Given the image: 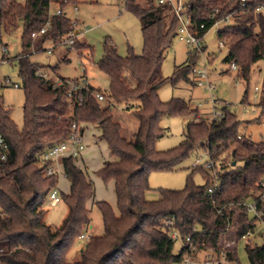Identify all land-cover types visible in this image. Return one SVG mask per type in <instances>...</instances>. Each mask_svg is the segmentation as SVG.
<instances>
[{
  "label": "trees",
  "instance_id": "obj_1",
  "mask_svg": "<svg viewBox=\"0 0 264 264\" xmlns=\"http://www.w3.org/2000/svg\"><path fill=\"white\" fill-rule=\"evenodd\" d=\"M78 2L0 0V38L17 29L20 21L23 25L18 61L25 93L21 129L0 95V134L8 143L7 149L0 148V264H169L202 250L209 251L218 264H226L223 259L240 264L241 239H245L250 264H264V230L258 229L255 218L242 205L245 200L264 199V139L256 141L241 135L242 120L229 105L208 123L197 116L198 109L188 101L172 98L164 102L159 96L167 80L162 72L165 52L178 33L177 14L158 0H125L126 9L143 19V52L137 54L130 47L122 56L111 41L105 40V53L98 66L109 76V91L90 83L87 88L74 90L70 99L68 81L78 82L79 78L59 76L62 83L56 85V80L39 73L44 71L43 66L32 62L30 54L35 40L32 33L46 23L41 43L57 45L74 29L65 9ZM261 4L264 0H184L191 24L202 40L218 20L234 16V22L223 25L216 34L228 49L224 62L231 66L235 63L237 77L247 85L254 66L263 63L259 118L264 115V12L255 11V7ZM52 5L62 13H51ZM74 47L81 50L80 54L86 48L93 55L92 46L78 39ZM205 49L202 42L199 48L189 50L187 60L175 66L172 80L196 76L198 53ZM52 69L58 73V65ZM248 89L242 104L248 103ZM97 92H102L104 99H98ZM116 106L136 118L133 136L124 133ZM186 115H194L195 120L187 124L184 139L173 148L159 150L157 141L166 134L162 117ZM73 123L83 133L89 126L94 127L97 139L107 142L110 158L97 173L104 183H114L117 211L109 202L96 198L95 184L78 157L63 156L61 173L70 181V188L68 192L60 191V195L68 213L61 224L54 226L44 219L45 204L58 187L61 173L46 175L54 161L42 156L70 135ZM202 147L207 159L214 161L221 184L213 196L208 189L214 183V172L198 164L192 166L183 189L161 188L160 198H147L151 172L174 170ZM195 170L202 172V184L194 181ZM95 204L101 211L104 231L86 238L80 258L71 261L68 253L81 235L92 229L91 206ZM174 232L183 243L178 253L174 252ZM225 234L236 240L225 244ZM192 245L194 250L190 252Z\"/></svg>",
  "mask_w": 264,
  "mask_h": 264
},
{
  "label": "rangeland",
  "instance_id": "obj_2",
  "mask_svg": "<svg viewBox=\"0 0 264 264\" xmlns=\"http://www.w3.org/2000/svg\"><path fill=\"white\" fill-rule=\"evenodd\" d=\"M24 2L25 0H10ZM77 6V8H75ZM57 9L52 5L51 12ZM66 14L74 21H78L80 30H84L78 37L80 43H87L93 48V55L88 49L70 47L69 44L60 42L54 45L52 52H48V47L53 46L50 42H42V36H37L33 41L30 60L43 66L44 71L49 77L57 80L59 76L69 79L86 77L90 83L104 92L109 91V76L100 70L98 62L105 53V40L111 41L122 56H126L129 48L133 47L137 54L143 52L144 40L142 35L143 19L128 11L125 7V0H79L77 4L69 5L65 9ZM264 12V11H263ZM222 21L213 25L203 36V44L206 46L204 51H199L195 69L198 74H190V80L183 77L172 80V75L176 65L184 63L188 58L189 46L185 41L175 38L172 46L166 50L165 58L162 64V72L167 80L159 89V96L162 101L168 102L172 98H180L189 102L192 108H197V116L203 117L208 123L214 119V115L222 112L225 105L235 110L238 117L242 120L239 127L241 135L250 136L254 140L264 139V115L261 114L259 103L260 89L263 83L262 62L254 66L250 82L247 83L237 77L236 70L232 68L230 62H224L223 58L227 54V47L220 44L217 36V30L225 24L233 23ZM23 25L19 22L17 29L10 33H3L0 38V80L4 82L0 86V95L3 96L4 105L10 109V116L21 129L23 127V104L25 93L21 87L19 76L18 55L22 51ZM4 47L7 51L4 52ZM3 56L7 59L3 60ZM58 65V73L53 71V66ZM42 70V69H41ZM200 71L205 72L206 77L202 78V84L199 83L197 75ZM229 71V72H228ZM14 83H18L15 86ZM255 86L259 87L256 94ZM248 89V103L242 104L244 92ZM117 119L124 126V133L131 137L137 130L136 118L121 107H115ZM259 118V120H257ZM195 120L194 115L186 116H164L161 119V125L166 128V134L157 141L159 150H167L180 144L184 139V131L187 124ZM97 131L89 126L84 132V140L87 144L83 155L77 158V161L86 170L92 178L96 188V198L105 200L112 204L117 211L116 194L113 183H104L97 171L103 166V161L110 158V150L105 140L95 142L94 134ZM206 150L198 148L188 158L179 163L174 170L153 171L150 173L149 184L151 188L147 191L148 199H158L161 196L160 189H183L186 185L188 175L192 166L201 159L198 164H204L207 160ZM83 156V157H82ZM82 158L84 162H82ZM206 170H209L204 166ZM194 181L202 184L204 177L201 171L195 170L193 174ZM58 187L65 192L70 188L69 180L60 174ZM46 212L44 219L57 226L62 223L68 213V207L60 201L52 203L49 197L45 204ZM91 217L94 227L89 229L87 236L100 235L104 231L102 214L99 207L95 204L91 206ZM236 239L231 234H225L223 241L225 244L232 243ZM87 239L80 238L76 241L73 248L68 253L71 261L80 258L81 249L84 247ZM257 242L262 239L257 237ZM182 240L179 236L176 238L174 252L178 253L182 248ZM210 257L209 251L202 250L197 254H185L182 261L169 264H189L188 261L201 262ZM238 258L240 264H250L246 250L245 239L238 243Z\"/></svg>",
  "mask_w": 264,
  "mask_h": 264
},
{
  "label": "built area",
  "instance_id": "obj_3",
  "mask_svg": "<svg viewBox=\"0 0 264 264\" xmlns=\"http://www.w3.org/2000/svg\"><path fill=\"white\" fill-rule=\"evenodd\" d=\"M244 1V0H243ZM159 4H167L169 6L172 7V9L174 10V12L177 14L178 19H179V26H178V33H177V37L180 40L185 41L189 46L191 47H197L199 48L202 44V38L200 37V33L199 30L196 28H193L192 24H191V20L188 17V13L184 7V0H158ZM244 4V2H243ZM75 8H77V6H75ZM255 11L257 12H263L264 11V4L258 5L255 7ZM52 13V12H51ZM56 13L57 14H61L62 10L60 8L56 9ZM234 16L232 14H229L227 16H225L224 18L218 20L215 24L222 22V21H226L228 22L230 19H233ZM72 25L74 26V29L70 32H68L62 39L61 42L67 43L70 45V47H74V44L76 43V40L78 39V37L80 35H82L83 33V29L80 30L78 27V21L77 20H72L71 21ZM48 23H46L43 27H41L39 30L34 31L32 33V37L35 39L37 36H42L48 27ZM203 27V25H202ZM221 45H223V42H220ZM53 46H49L48 47V52H52ZM7 51V48L4 47V52ZM232 68L233 69H237V66L235 63H232ZM196 74L197 71L195 69ZM40 74H42L43 76L50 78L48 73H46V71L43 72H39ZM200 75L198 76L199 79V83L202 84V78L206 77L207 75L205 74V72L200 71L199 72ZM70 83V89L67 93V96L71 99L72 97V92L74 90H77L79 88L83 89V88H87L90 84V81L84 76L82 78L79 79L78 82L73 81V80H69L68 81ZM62 83V79L60 77H58V79L55 81L56 85H59ZM15 86H18L17 83H14ZM255 90H256V94L258 93L259 87L255 86ZM96 96L98 99L102 100L104 99V94L102 92H97ZM221 114V113H219ZM219 114L214 115V118L216 116H218ZM73 130L70 133V135L62 140L59 141L57 143H55L54 145H52L51 147H49V149L43 154V159L48 161V160H53V164H51L46 171V175H52V174H60L61 173V158L63 156H81L83 155L85 149H86V142L84 140V133L81 131L80 126L77 123H73ZM0 148H2L3 150L8 148V143L5 139V137L0 134ZM201 161V159H197V162L195 165H198V163ZM205 166L209 169H212L214 172V183L213 185H211L208 189V194L210 196H213L216 191H218L221 188V184L220 181L218 179V176L216 174L215 171V163L212 159H207L204 162ZM262 184L264 185V178L262 180ZM50 198L52 200L53 204H56L58 202L61 201V195H60V191L57 188L53 189L50 193ZM242 205L247 209V212L252 215L255 218V222L258 224V229L259 230H264V199L261 200H257V199H252V200H245L242 202ZM218 212H222V208H218L217 209ZM174 236H177V233H173ZM81 238L84 239H88L89 236H87V234H82ZM194 250V246L192 245L191 251L192 252ZM223 261L226 264H230L229 261H226L225 259H223ZM187 262L189 264H218V261H214L212 260L210 257L205 258L204 260H202L201 262L197 263L194 261H188Z\"/></svg>",
  "mask_w": 264,
  "mask_h": 264
},
{
  "label": "crops",
  "instance_id": "obj_4",
  "mask_svg": "<svg viewBox=\"0 0 264 264\" xmlns=\"http://www.w3.org/2000/svg\"><path fill=\"white\" fill-rule=\"evenodd\" d=\"M93 128H94V127H93ZM94 129H95V128H94ZM95 130H96V129H95ZM96 131H97V130H96ZM97 135H98V131H97V133L94 134V136H95V142H96V143H97L98 141H101V140H98V139H97ZM86 148H87V147H86ZM83 156H84V155H83ZM83 156H82V157H83ZM105 160H107V159H105ZM105 160H104V161H105ZM104 161H103V162H104ZM82 162L85 163L83 158H82ZM69 183H70V181H69ZM111 183H113V182H111ZM113 185H114V183H113ZM58 189H59V187H58ZM59 191H61V190L59 189ZM68 191H69V189H68L67 191H65V192H68ZM93 227H94V225H93V223H92L91 228H93Z\"/></svg>",
  "mask_w": 264,
  "mask_h": 264
}]
</instances>
